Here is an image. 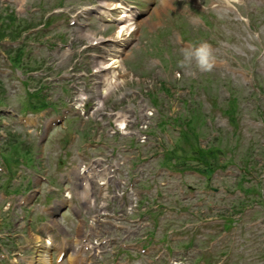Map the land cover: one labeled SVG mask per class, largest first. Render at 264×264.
<instances>
[{
    "label": "rangeland",
    "instance_id": "obj_1",
    "mask_svg": "<svg viewBox=\"0 0 264 264\" xmlns=\"http://www.w3.org/2000/svg\"><path fill=\"white\" fill-rule=\"evenodd\" d=\"M126 1L139 12L134 31L118 36L119 22L88 19L86 8L99 0H0V232L23 233L0 241V264L43 263V223L38 212L19 207L20 192L34 186L37 172L63 182L69 164H80L78 152L97 156L88 148L94 141L106 152L128 145L126 169L140 164L139 187L149 194L137 211L129 194L123 203L93 194L86 206L94 192L87 188V197L74 190L71 200L86 214L102 203L125 214L157 205L155 222L134 237L150 230L163 240L148 255L120 251L116 261L106 254L97 263L264 264V0H199V9L178 0ZM86 19L91 24L82 28ZM127 35L136 41L120 49L115 40ZM203 42L211 46L213 69L201 71L194 61L181 67L184 51ZM13 56L18 61L11 64ZM116 58L114 68H95ZM79 100L92 102V110L44 133L56 111ZM185 156L207 163L203 175L162 169L199 165ZM223 160L226 175L218 168ZM69 227L72 237L76 225Z\"/></svg>",
    "mask_w": 264,
    "mask_h": 264
},
{
    "label": "clouds",
    "instance_id": "obj_2",
    "mask_svg": "<svg viewBox=\"0 0 264 264\" xmlns=\"http://www.w3.org/2000/svg\"><path fill=\"white\" fill-rule=\"evenodd\" d=\"M183 57L184 59L180 62L181 67H189L193 61L201 71H211L214 67L211 46L207 42H203L197 47L186 49Z\"/></svg>",
    "mask_w": 264,
    "mask_h": 264
},
{
    "label": "bare ground",
    "instance_id": "obj_3",
    "mask_svg": "<svg viewBox=\"0 0 264 264\" xmlns=\"http://www.w3.org/2000/svg\"><path fill=\"white\" fill-rule=\"evenodd\" d=\"M163 2H164V3H168V0H163ZM122 12L125 13L126 11L123 10ZM126 15L128 16V15H131V14H130V13H129V14L125 13V14H123L122 16L125 17ZM120 19H121V17H120ZM121 20H123V19H121ZM129 21H130V20H128L127 22L129 23ZM127 27H129V26L127 25ZM125 30H126V29H125V25H121V27L118 29V33H117L118 36L123 35V33L126 32ZM112 63H114V64H113L114 67H116V66L119 65V63H118V59L113 60ZM106 67H107V66L99 65V68H100V69H103V68H106ZM112 80H113V79H111L110 81H112ZM114 82H115V81H114ZM105 93H106V90H105L104 88H102V89H101V92H100V94H99V98H102V97L104 96ZM44 263H45V262H44Z\"/></svg>",
    "mask_w": 264,
    "mask_h": 264
},
{
    "label": "trees",
    "instance_id": "obj_4",
    "mask_svg": "<svg viewBox=\"0 0 264 264\" xmlns=\"http://www.w3.org/2000/svg\"><path fill=\"white\" fill-rule=\"evenodd\" d=\"M9 17H12V15H9ZM15 18L13 17L12 19H11V21H10V23H13L15 20H14ZM12 61H18V58L16 57V56H13V60ZM45 105H46V102L45 103H43L41 106H39V107H45ZM195 148V147H194ZM196 149L198 150V151H200V150H203L202 148H198V147H196ZM212 149V148H211ZM213 150V149H212ZM215 151V150H214ZM213 151V152H214ZM216 152V151H215ZM186 158V157H185ZM201 164L203 165V167L207 164H204L202 161H201ZM208 168L210 169L211 168V166H210V164H208Z\"/></svg>",
    "mask_w": 264,
    "mask_h": 264
}]
</instances>
